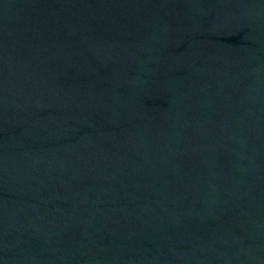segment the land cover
I'll list each match as a JSON object with an SVG mask.
<instances>
[{"label":"water","instance_id":"obj_1","mask_svg":"<svg viewBox=\"0 0 264 264\" xmlns=\"http://www.w3.org/2000/svg\"><path fill=\"white\" fill-rule=\"evenodd\" d=\"M0 264H264V0H0Z\"/></svg>","mask_w":264,"mask_h":264}]
</instances>
